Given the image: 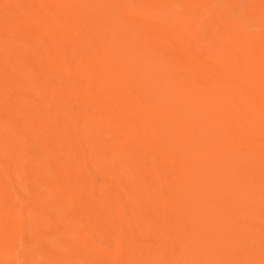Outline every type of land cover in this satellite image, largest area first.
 Returning a JSON list of instances; mask_svg holds the SVG:
<instances>
[{"label": "bare ground", "instance_id": "obj_1", "mask_svg": "<svg viewBox=\"0 0 264 264\" xmlns=\"http://www.w3.org/2000/svg\"><path fill=\"white\" fill-rule=\"evenodd\" d=\"M75 262L264 264V0H0V264Z\"/></svg>", "mask_w": 264, "mask_h": 264}, {"label": "rangeland", "instance_id": "obj_2", "mask_svg": "<svg viewBox=\"0 0 264 264\" xmlns=\"http://www.w3.org/2000/svg\"><path fill=\"white\" fill-rule=\"evenodd\" d=\"M10 1H13V0H8V2H10ZM27 33V32H26ZM28 34V33H27ZM24 37V36H23ZM27 37V36H26ZM29 37V36H28ZM26 39V38H25ZM25 39H23V40H25ZM29 40V39H28ZM27 40V41H28ZM1 158H2V156H1ZM26 191V190H25ZM25 191H23V193H25ZM76 261V260H75ZM79 262H75L74 264H78Z\"/></svg>", "mask_w": 264, "mask_h": 264}]
</instances>
